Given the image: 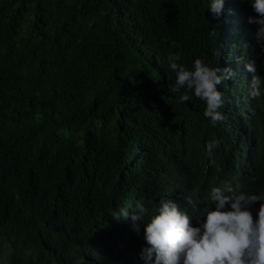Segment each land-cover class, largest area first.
I'll return each instance as SVG.
<instances>
[{
    "label": "trees",
    "instance_id": "16d2710c",
    "mask_svg": "<svg viewBox=\"0 0 264 264\" xmlns=\"http://www.w3.org/2000/svg\"><path fill=\"white\" fill-rule=\"evenodd\" d=\"M209 3L0 0V238L30 245L33 236L54 253L81 238L98 264H144L143 231L111 213L140 202L144 221L161 200L180 203L161 163L175 176L181 149L213 140L237 185L264 195V125L262 145L249 149L240 128L251 100L237 93L243 63L254 59L264 79L257 25L248 23L256 14L248 2L225 0L217 18ZM174 54L188 69L201 58L232 70L218 86L222 121L206 119L193 93L179 102L169 91ZM257 104L264 120V89ZM213 208H201L194 227Z\"/></svg>",
    "mask_w": 264,
    "mask_h": 264
},
{
    "label": "clouds",
    "instance_id": "9594fccd",
    "mask_svg": "<svg viewBox=\"0 0 264 264\" xmlns=\"http://www.w3.org/2000/svg\"><path fill=\"white\" fill-rule=\"evenodd\" d=\"M243 2L250 3L256 14L248 18V23L257 25L255 42L264 54V0ZM224 3L225 0H210L214 17L222 14ZM232 59L230 56L229 61ZM179 60V54L168 57V66L176 73L175 85L169 91L179 94V102L188 101L189 93H193L204 101L206 119L213 125L222 121L220 109L224 99L218 86L232 79V70L210 67L201 58H196L192 69H188ZM241 68L245 75L237 76L242 81L237 93L241 97V90L246 93L251 104L244 112L240 130L247 138L248 148L252 149L263 142L260 137L264 120L257 101L264 89V79L257 74L254 59L243 63ZM159 143H156V152ZM217 146L218 142L213 140L207 146L194 145L190 151L181 149L175 176L161 163L168 185L178 189L180 203L173 198L161 200L156 212L144 221L148 209L140 202L131 213L126 208L111 213L116 221H127L130 217L132 230L137 234L143 231L145 246L140 258L144 264H264V195L244 192L237 185L239 176L234 168L214 155L213 149ZM212 202L214 208L204 210L199 215V218L202 215L199 226L194 227L199 210ZM256 203L259 208L254 217L251 208ZM28 240L30 245L21 237L0 238V264H98L85 251L81 238L73 250L59 253L52 251L50 242L46 247L33 236Z\"/></svg>",
    "mask_w": 264,
    "mask_h": 264
}]
</instances>
